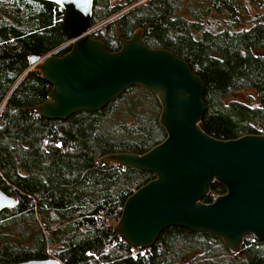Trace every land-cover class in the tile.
I'll return each mask as SVG.
<instances>
[{"label": "trees", "instance_id": "16d2710c", "mask_svg": "<svg viewBox=\"0 0 264 264\" xmlns=\"http://www.w3.org/2000/svg\"><path fill=\"white\" fill-rule=\"evenodd\" d=\"M62 18L51 2L0 0V189L17 200L0 212V264L49 256L61 264H182V257L184 264H264V240L249 234L239 252L218 235L177 225L164 228L147 254L120 240L113 226L124 202L155 175L99 159L143 154L163 141L161 105L131 86L101 110L65 120L30 111L52 88L30 57L71 40ZM102 22L89 35L109 51L142 29L147 47L171 51L199 75L205 133L264 135V0H94L91 25ZM225 191L213 181L202 201Z\"/></svg>", "mask_w": 264, "mask_h": 264}, {"label": "water", "instance_id": "95a60500", "mask_svg": "<svg viewBox=\"0 0 264 264\" xmlns=\"http://www.w3.org/2000/svg\"><path fill=\"white\" fill-rule=\"evenodd\" d=\"M63 11V28L72 44L63 55H32L30 63L52 85L48 98L29 110L49 120L76 112H95L131 86L156 95L159 123L167 136L143 154L112 152L99 161L152 172L155 178L124 202L114 231L132 249L150 248L171 225L218 235L239 252L249 234L264 240V135L218 139L204 132V83L188 64L161 48L147 47L143 30L120 38L109 51L89 35L94 0H41ZM213 181L225 193L210 203L202 198ZM17 203L0 189V212ZM14 264H61L53 257Z\"/></svg>", "mask_w": 264, "mask_h": 264}, {"label": "rangeland", "instance_id": "374dc122", "mask_svg": "<svg viewBox=\"0 0 264 264\" xmlns=\"http://www.w3.org/2000/svg\"><path fill=\"white\" fill-rule=\"evenodd\" d=\"M140 1H143V0H140ZM245 1H248V0H245ZM130 7H128V8H125L124 10H122V11H120L118 14H116L115 15V17H117L118 15H120L121 13H123V12H125L126 10H128ZM102 24H104V22H102V23H99L98 25L96 24V25H90V28H91V30H93V29H96L97 27H99V26H101ZM71 46V45H70ZM30 68H35L34 67V65H32ZM241 97H242V95H241ZM116 224V222L114 223V225ZM149 248H146V249H144V250H142V251H139V252H142L143 254H147L148 252H147V250H148ZM49 253H50V250H49ZM54 257V256H53ZM182 259V264H184V260H187V259H185L184 257H182L181 258ZM186 264V263H185Z\"/></svg>", "mask_w": 264, "mask_h": 264}, {"label": "built area", "instance_id": "2783aa9c", "mask_svg": "<svg viewBox=\"0 0 264 264\" xmlns=\"http://www.w3.org/2000/svg\"><path fill=\"white\" fill-rule=\"evenodd\" d=\"M90 31H91V28L89 29V32H90ZM72 41H73V40H70V41H68L67 43H64L63 45H61L60 47H58V48L55 49L54 51L48 53L47 55L55 54V52H56L57 50L62 49V48H64V47H67V46L71 45V44H72ZM139 250L142 251V250H144V249H143V248L133 249V253L136 254Z\"/></svg>", "mask_w": 264, "mask_h": 264}, {"label": "flooded vegetation", "instance_id": "af4514ba", "mask_svg": "<svg viewBox=\"0 0 264 264\" xmlns=\"http://www.w3.org/2000/svg\"><path fill=\"white\" fill-rule=\"evenodd\" d=\"M92 18V17H91ZM65 54V53H64Z\"/></svg>", "mask_w": 264, "mask_h": 264}]
</instances>
